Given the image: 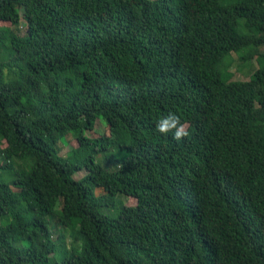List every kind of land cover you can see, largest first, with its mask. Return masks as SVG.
<instances>
[{
	"label": "trees",
	"instance_id": "trees-1",
	"mask_svg": "<svg viewBox=\"0 0 264 264\" xmlns=\"http://www.w3.org/2000/svg\"><path fill=\"white\" fill-rule=\"evenodd\" d=\"M0 158V264H264V0H0Z\"/></svg>",
	"mask_w": 264,
	"mask_h": 264
},
{
	"label": "rangeland",
	"instance_id": "rangeland-1",
	"mask_svg": "<svg viewBox=\"0 0 264 264\" xmlns=\"http://www.w3.org/2000/svg\"><path fill=\"white\" fill-rule=\"evenodd\" d=\"M246 50H242L240 52H238L237 54L239 53H243L245 52ZM225 60H231V64L229 66V71L232 72V79H246L248 78L250 75L249 73L256 67V62H255V59H250V60H241L240 59L238 60L237 59V55L235 52H230L226 57H225ZM103 122L101 123L100 121H98L96 123V129L98 130H101L102 129V125ZM0 161H2V158H0ZM78 175H81V173H78ZM77 176V175H76ZM0 177L3 178V179H7L5 178V176H2L0 174ZM133 203V199H130L129 202ZM69 241H70V238L68 237V235H66L65 237V242L67 244V246H69ZM60 255V248H58V250L56 251L55 253V256L58 258V256Z\"/></svg>",
	"mask_w": 264,
	"mask_h": 264
},
{
	"label": "clouds",
	"instance_id": "clouds-1",
	"mask_svg": "<svg viewBox=\"0 0 264 264\" xmlns=\"http://www.w3.org/2000/svg\"><path fill=\"white\" fill-rule=\"evenodd\" d=\"M155 127L156 131L160 134H167L171 131L174 139H179L186 134L182 126L178 124V118L175 113H168L159 117L155 123Z\"/></svg>",
	"mask_w": 264,
	"mask_h": 264
}]
</instances>
